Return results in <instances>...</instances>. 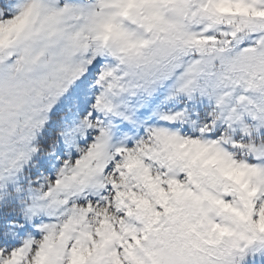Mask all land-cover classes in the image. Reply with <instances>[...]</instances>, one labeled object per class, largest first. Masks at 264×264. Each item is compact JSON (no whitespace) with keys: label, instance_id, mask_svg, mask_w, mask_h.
Returning <instances> with one entry per match:
<instances>
[{"label":"snow or ice","instance_id":"1","mask_svg":"<svg viewBox=\"0 0 264 264\" xmlns=\"http://www.w3.org/2000/svg\"><path fill=\"white\" fill-rule=\"evenodd\" d=\"M0 264H264V0H0Z\"/></svg>","mask_w":264,"mask_h":264}]
</instances>
